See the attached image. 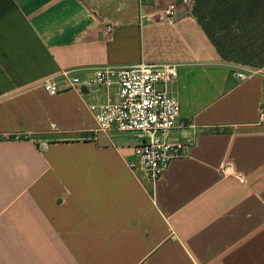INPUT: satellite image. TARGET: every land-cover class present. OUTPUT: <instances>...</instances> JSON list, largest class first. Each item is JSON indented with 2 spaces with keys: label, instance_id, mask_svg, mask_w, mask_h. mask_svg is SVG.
Instances as JSON below:
<instances>
[{
  "label": "crops",
  "instance_id": "1",
  "mask_svg": "<svg viewBox=\"0 0 264 264\" xmlns=\"http://www.w3.org/2000/svg\"><path fill=\"white\" fill-rule=\"evenodd\" d=\"M140 63L192 141L155 183L97 131L114 90L42 85ZM0 264H264V0H0Z\"/></svg>",
  "mask_w": 264,
  "mask_h": 264
},
{
  "label": "built area",
  "instance_id": "2",
  "mask_svg": "<svg viewBox=\"0 0 264 264\" xmlns=\"http://www.w3.org/2000/svg\"><path fill=\"white\" fill-rule=\"evenodd\" d=\"M168 21L178 19L177 7L170 4L164 9ZM108 33L112 26H106ZM63 80L44 79L43 88L50 95H57L65 90L79 94L95 89L114 90L115 101L102 105L90 106L97 124V131L102 133H128L137 139L134 147V161L129 164L132 170H139L153 183L166 172L172 161L183 158L192 141L170 142L166 139L172 131L184 128L181 120V105L169 91V85L179 78L177 64H149L116 68L102 67L92 76L81 78L61 74ZM245 74L238 73L243 80ZM228 168L222 169L226 174ZM239 182H244L238 176Z\"/></svg>",
  "mask_w": 264,
  "mask_h": 264
}]
</instances>
